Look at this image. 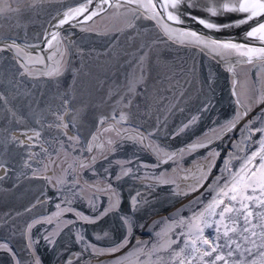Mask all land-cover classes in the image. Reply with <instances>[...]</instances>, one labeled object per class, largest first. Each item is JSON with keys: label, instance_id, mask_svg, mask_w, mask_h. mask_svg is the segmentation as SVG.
Listing matches in <instances>:
<instances>
[{"label": "rangeland", "instance_id": "374dc122", "mask_svg": "<svg viewBox=\"0 0 264 264\" xmlns=\"http://www.w3.org/2000/svg\"><path fill=\"white\" fill-rule=\"evenodd\" d=\"M82 2L84 0H6L5 3L0 0V8L5 9L0 12V39L39 43L46 27L60 11ZM60 37L68 48L69 59L59 77L21 76L23 70L13 54L8 50L0 52V94L6 98L0 100V164L7 168L6 173L0 170L3 177L0 179V245L8 246L0 247V264H17V261L35 264L37 257L41 264H67L70 257L72 264H111L137 240L147 242L139 254L140 261L154 264L158 257H163L161 264H164L170 252L160 249L159 245L175 237L173 232L163 236L172 221L160 222L172 215L190 216V202L205 193L229 154L236 157L232 164L238 168L239 158L250 154L248 146L256 147L254 142L260 133L255 129L264 126V115H261L264 103H256L264 95V62L225 64L216 61L197 47L172 42L143 13H137L128 25L111 33L65 28L60 31ZM229 66L233 68L232 73L228 71ZM130 82L134 87L131 93ZM121 96L132 103L125 106L122 102L114 111L113 106ZM62 97L71 100L73 109L88 105L79 128L84 138H89L95 130L99 117L115 115L118 119L121 109L128 114V120L121 122L123 139L115 132L102 137L105 148L111 147L113 151L107 160H99L95 165L97 174L82 173L90 182L106 178L117 189L122 202L120 212H113L96 224L80 222L71 230L63 228L59 235L52 237L54 243L47 244L43 237L57 229L58 221L48 224L43 219L57 211L55 204L70 193L67 185L59 186L57 191L43 178L62 175L61 168L55 166L54 172H43L42 166L35 162L43 154L29 161L31 168L25 166V161L30 152L41 153V144L51 151L45 141H51L58 133L47 125L55 120L54 112L62 111ZM246 108L248 114L243 115ZM237 112L243 118L231 128L229 121ZM258 116L260 119L251 125V132L246 130L245 125ZM193 117H196L195 122H192ZM33 130L42 134L39 140L31 142L36 147L29 149L14 142V137L23 140L22 133L31 134ZM68 131L73 134L76 129L70 126ZM137 132L144 135L143 144L127 138ZM109 137L116 143L107 145ZM201 143L208 147L189 148ZM210 152L213 153L211 160L208 159ZM216 152L220 154L218 157L214 155ZM172 153L177 154L174 161L168 160ZM68 162L71 163V157ZM208 164L214 165L210 172ZM121 165L131 169V173L116 180L121 174ZM163 173L170 183L159 182ZM205 174L207 179L203 186L189 192V186ZM179 191L188 194H174ZM137 192L141 197L138 211L132 217V244L113 255L96 256L91 250L84 251L89 242L98 248L111 246L110 239L97 241L95 234L103 235L107 231L117 241L124 237L127 226H122L120 213H129L130 200ZM204 198L210 197L205 193ZM61 207H75L91 214L86 201L73 205L61 203ZM68 219H74L73 214L60 217V220ZM182 230L186 231H174ZM77 231L85 236L84 243L76 242ZM29 243L31 248L26 247ZM154 246L156 251H152ZM74 253H82V257L77 259ZM131 260L135 264L136 257Z\"/></svg>", "mask_w": 264, "mask_h": 264}, {"label": "snow or ice", "instance_id": "6c2138e0", "mask_svg": "<svg viewBox=\"0 0 264 264\" xmlns=\"http://www.w3.org/2000/svg\"><path fill=\"white\" fill-rule=\"evenodd\" d=\"M95 2L96 0H84V3L78 7L68 9L63 13V18L59 20V25L69 24L75 27L71 23L73 20H76L77 23L92 21L94 17L100 14L98 10L90 11ZM126 2L129 4L136 3L138 8H143L146 12L153 11V16L151 17L153 19L160 16V13L155 11L159 0H155V2L154 0H146V2L145 0H126ZM101 4H109V0H101ZM117 6L121 5L118 4ZM169 6L172 9H176V0H171L170 4L168 0H165V3L161 5L164 8ZM6 7L10 8V5H6ZM4 10V8H0V12ZM101 10L103 9L101 8ZM207 11L212 16L223 13L241 14L238 21L226 25H217L207 22L205 19H199L198 22L207 29L220 30L221 27H239L254 22L250 30L246 32L245 39L258 41L261 46L253 47L244 43L205 39L195 32L177 33L168 25L163 26L165 35H167L169 40H174L182 45L191 44L200 47L201 51L207 50L222 61L230 57H238L241 58L238 61L240 63L264 62V0H224L221 6L209 8ZM78 17H83V21L78 20ZM167 18L173 21L178 20L172 12L168 13ZM58 36V33H52L50 38L46 37L45 43L49 49L53 48V41H56L57 45H59ZM7 49H15L14 58L17 59L20 68L23 69L20 73L21 76L34 77L37 74L33 73L29 65L45 64V57L43 56H36L35 58L25 57L23 62H20L23 49L16 45L14 41L12 44L7 45ZM4 50V48H0V52ZM55 55L56 52H53L46 59L52 61ZM57 64V67L48 68V70L42 71L38 75L48 78L59 77L62 74L61 66L59 62ZM228 71L232 72L233 68L229 66ZM128 89L130 93L134 91L132 82L128 85ZM233 94L235 95L236 93L233 92ZM112 95H116V93H112ZM4 99L6 98L0 94V100ZM108 99L111 100V95ZM61 100L62 111L54 112L55 120L47 125L48 129H55L58 133L51 138V141H45V143L50 145L51 151L49 147L41 144L39 145L41 153L30 152L29 159L25 161V166L31 168L32 164L29 161L35 160L36 156L43 154L41 159L35 160L37 164L42 166L43 172H54L53 166L61 168L62 172V175L55 178L51 176L43 178L56 187L57 191H59V186L67 185L70 193L69 197H65L61 199L60 203L55 204L57 211L43 219V222L48 224H52L53 220L58 221L57 229L43 237L47 244H53L52 237L59 235L63 228L71 230L72 227L80 222L96 224L103 217L113 212H120L119 206L122 202L117 189L106 178L101 181L93 180L90 182L83 178L82 173L87 171L94 175L97 174L95 165L99 160H107L108 154L113 151L111 147L105 148V143L101 142L102 137L106 133L115 132L117 137L123 139L124 137L121 136V122L128 120V114L121 109L118 119L115 115L99 117L96 121L95 130L90 133L89 138H84L80 134L79 128L83 123L81 116L88 105L73 109L70 99L62 97ZM122 102L125 103V106L132 103L127 101L126 97L121 96L116 101V105L113 106V110L115 111V107ZM237 103H240L239 100H237ZM256 103H264V95H261ZM248 111L249 109L246 108L243 115H247ZM261 115H264V110H262ZM242 118V115L237 112L233 120L229 121L231 128H235L236 122ZM259 119L260 116L249 121L245 125V129L251 132V125ZM195 120L196 117H193L192 122H195ZM70 126L76 129L75 133H69ZM184 127H188V125ZM255 132L260 133L259 139L254 142L256 147L253 148L251 144L248 146L250 154L239 158L241 163L238 168H235L232 164L233 159L236 158L234 154L230 153L228 159L223 162V167L218 170L219 174L205 189V193L210 198L205 200V193H201V196L190 202L188 206L191 210L190 216L177 218V215H172L160 222L172 221V224L163 232V236L167 237L169 232H173L175 237H169L163 244L159 245L160 249L169 250L170 252L164 264H264V126L256 128ZM22 135L25 136V139L18 140V138L14 137V142L18 141L19 145L32 149L37 145L31 142L34 139L39 140L42 134L40 131L33 130L31 134L22 133ZM127 138L133 139L138 144H143L145 139L144 135L139 132L135 136H127ZM106 143L111 146L116 142L109 137ZM198 147L204 148L208 147V145L201 143L189 146L190 149ZM180 151L182 153L184 150L181 149ZM73 152L79 153V155L73 156ZM84 153L91 155H84ZM176 155V153L168 155V160L174 161ZM214 155L218 157L220 154L216 152ZM69 157H71V163L68 162ZM212 158L213 153L210 152L208 159L211 160ZM166 162L161 161L160 163ZM64 164L67 167H62ZM206 167L210 172L214 165L208 164ZM0 170L7 172V168L2 164H0ZM104 171L110 175L108 169ZM130 173L131 169H125L121 165V174L116 176L115 179L120 180ZM33 175L36 176L35 171ZM166 175V173L161 174L159 180L161 184L170 183L169 180L164 178ZM2 178L0 176V179ZM206 179L207 175H202L199 180L189 186V192L197 191L203 186V182ZM174 194L184 196L188 192L179 191ZM140 197L141 193L137 192L130 200L129 213H120L122 226H127L122 239L115 240L109 236L107 231L103 235L95 234L94 239L97 241L104 238L110 239L112 241L111 246L98 248L95 243L89 242L85 244L84 251L91 250V254L96 256L113 255L122 252L129 244H132V217L138 211ZM85 201L91 214H85L75 207H61V203L73 205L75 202L83 203ZM66 213L73 214L74 219L60 220V217ZM35 223H41V221H35ZM32 226L30 224L28 228L31 229ZM175 229H186V231L175 232ZM156 235L161 236V233ZM75 240L77 243H84L85 236L80 231H77ZM146 243V241L137 240L123 256L116 257L111 264H125V262L133 264L132 257H136L135 264H144V262L140 261L139 254L143 252ZM174 245L176 247H173ZM0 247L7 248L8 246L5 243L0 245ZM26 247L31 248L32 244L29 243ZM156 250L157 248L154 246L152 251ZM13 255L15 254L13 253ZM73 256L80 259L82 253H74ZM161 261H164V258L158 257L154 264H161ZM17 264H20V262L17 261ZM35 264H41L38 257L35 260ZM67 264H72L71 257L68 259Z\"/></svg>", "mask_w": 264, "mask_h": 264}, {"label": "water", "instance_id": "95a60500", "mask_svg": "<svg viewBox=\"0 0 264 264\" xmlns=\"http://www.w3.org/2000/svg\"><path fill=\"white\" fill-rule=\"evenodd\" d=\"M168 2L170 4L171 0H168ZM176 2H177L176 9H172L170 6L166 8L161 7V5L165 3V0H159L155 11L159 12L160 16L153 19L151 18L153 16V11L146 12L143 8H138L136 3L129 4L126 2V0H109V4L103 5L101 4V0H96L95 4L90 8V11L98 10L100 14L94 17L92 21L77 23L76 20H73L71 23L75 25V27H72L69 24L59 25V20L63 18V13L70 8L78 7L80 4L84 3L82 2L80 4L68 7L60 11L46 27L45 35L41 42L26 43L18 39L1 38L0 48H4L5 50H8L7 45L12 44V42L14 41L16 45H18L21 49H23L20 62H23L25 57H33V58H35L36 56L45 57L44 65L42 64L29 65V68L33 71V73L37 74L34 77H30V78L43 77V76H39L38 74L42 71L48 70V68L57 67L58 66L57 62H59V65L61 66V73H63L68 64L69 52L65 42L60 37L61 30L65 28H76L80 31L104 33V34L111 33L120 30L124 28L126 25H128L133 20V18L137 13H143L145 16L153 20L166 38L168 37L167 35H165L164 27H163L164 25H168L172 30H174V32L177 33L195 32L197 35L202 36L205 39L232 41L236 43L248 44L249 46H253V47L261 46L258 41L245 39L246 32L250 30V27L254 22H250L249 24H244L239 27H221L220 30L207 29L198 22L199 19H205L207 22H212L217 25H226L238 21L241 17V14L223 13V14H218L217 16H212L207 11V9L209 8L221 6L224 0H176ZM118 4L121 6L118 7L117 6ZM101 8L103 10H101ZM169 12H172V14L175 15L178 18V20L177 21L169 20L167 18ZM77 19L83 21V17H78ZM52 33L59 34L58 39L60 42L59 45H57V42L53 41V48L49 49L47 44L45 43V39L46 37L50 38V34ZM171 41L179 45H182L174 40ZM183 45L197 47L200 49V47L191 44H183ZM8 51H10L14 56L15 49H11ZM53 52H56V55L54 56L52 61H48L46 59L47 56L52 54ZM203 52H205L207 55H209L216 61L225 64H247V63L238 62L241 59L238 57H230L222 61L218 57H214L207 50Z\"/></svg>", "mask_w": 264, "mask_h": 264}, {"label": "bare ground", "instance_id": "6f19581e", "mask_svg": "<svg viewBox=\"0 0 264 264\" xmlns=\"http://www.w3.org/2000/svg\"><path fill=\"white\" fill-rule=\"evenodd\" d=\"M194 149H196V148H194Z\"/></svg>", "mask_w": 264, "mask_h": 264}]
</instances>
